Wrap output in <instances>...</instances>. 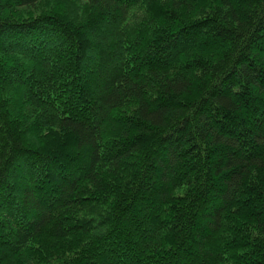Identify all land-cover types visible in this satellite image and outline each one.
I'll return each mask as SVG.
<instances>
[{"label":"trees","instance_id":"1","mask_svg":"<svg viewBox=\"0 0 264 264\" xmlns=\"http://www.w3.org/2000/svg\"><path fill=\"white\" fill-rule=\"evenodd\" d=\"M0 264H264V0H0Z\"/></svg>","mask_w":264,"mask_h":264}]
</instances>
